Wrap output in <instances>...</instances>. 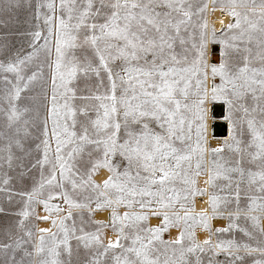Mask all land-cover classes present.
I'll return each instance as SVG.
<instances>
[{
    "label": "snow or ice",
    "instance_id": "1",
    "mask_svg": "<svg viewBox=\"0 0 264 264\" xmlns=\"http://www.w3.org/2000/svg\"><path fill=\"white\" fill-rule=\"evenodd\" d=\"M211 3L0 0V264H264V0Z\"/></svg>",
    "mask_w": 264,
    "mask_h": 264
},
{
    "label": "rangeland",
    "instance_id": "2",
    "mask_svg": "<svg viewBox=\"0 0 264 264\" xmlns=\"http://www.w3.org/2000/svg\"><path fill=\"white\" fill-rule=\"evenodd\" d=\"M206 2L212 4L211 3V0H206ZM24 19H25V15L22 12L20 14V16H19V20L21 21V29L22 30H23V28H26V25L23 24V20ZM207 19H208V16H207ZM217 48H218V45H213V49H217ZM215 119H216V117L213 118V117L210 116L209 117V120H208V125L210 123L209 128H208V134L210 136H212V137L213 136L216 137L215 139H210L211 140L210 142L212 143L213 146L216 145V141L217 140H221L222 141L227 136V129H226V131L223 130V129H220V131H216V132H213L212 133V124H213V122H214ZM5 219H6L5 215L4 214H0V225H2L4 223Z\"/></svg>",
    "mask_w": 264,
    "mask_h": 264
},
{
    "label": "bare ground",
    "instance_id": "3",
    "mask_svg": "<svg viewBox=\"0 0 264 264\" xmlns=\"http://www.w3.org/2000/svg\"><path fill=\"white\" fill-rule=\"evenodd\" d=\"M211 8H212V4L209 3V9H210V11L208 13L209 25L210 26H214L216 29L219 30L220 27H221V20H223L224 23H227L228 20H229V17H227L226 15L222 16V14H221V12L219 11L218 8L215 11H211ZM209 125H210V123H209ZM213 137L209 135L210 139H213ZM153 223H155V221H153ZM41 226H45V225L41 224Z\"/></svg>",
    "mask_w": 264,
    "mask_h": 264
},
{
    "label": "water",
    "instance_id": "4",
    "mask_svg": "<svg viewBox=\"0 0 264 264\" xmlns=\"http://www.w3.org/2000/svg\"><path fill=\"white\" fill-rule=\"evenodd\" d=\"M215 112H216V119L214 120L213 124H212V133L216 132V131H220V129H223L226 131L227 129V124L226 122L222 121L220 118V113L222 112V108L217 106L215 108Z\"/></svg>",
    "mask_w": 264,
    "mask_h": 264
}]
</instances>
